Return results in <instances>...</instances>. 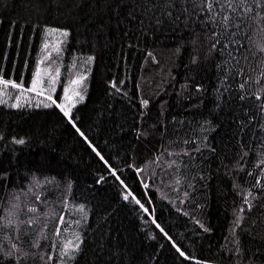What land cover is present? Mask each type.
<instances>
[{
  "label": "trees",
  "instance_id": "trees-1",
  "mask_svg": "<svg viewBox=\"0 0 264 264\" xmlns=\"http://www.w3.org/2000/svg\"><path fill=\"white\" fill-rule=\"evenodd\" d=\"M142 4L0 0V69L5 78L19 80L23 75L28 86L44 54V26L68 28L63 51L52 52L41 67H60L57 96L63 94L64 82L87 72L80 86L84 99L73 108L78 125L106 159L111 157L109 162L149 213L123 199L122 186L58 108L0 104V168L15 180L0 188V214L11 196L18 195L20 219L39 220L24 226L35 235L46 219L41 213L54 207L57 219L65 215L62 228H74L84 238L76 264H264V197L257 196L251 209L245 204L246 191L264 184V129L258 126L264 123V113L258 112L264 101V54L259 47L264 46V22L254 18L259 9L242 15L241 6L230 16L233 27L227 33L235 32L240 41L230 47L247 55L245 62L235 51L231 60L218 50L209 54L206 30L196 25L200 34L194 43L192 30L182 29L183 17L176 25L166 20L157 27L144 16ZM234 19L243 23L237 26ZM142 22L151 25L147 32ZM50 39H60L59 34ZM239 67L251 79L236 74ZM241 82L244 90L238 87ZM2 90L10 93L5 99L11 103L15 90ZM242 91L253 94L241 100ZM144 99L148 105H142ZM137 128L148 135L137 137ZM13 136L25 143L12 142ZM161 153L162 159L153 163ZM171 161L176 163L169 166ZM126 164L141 167V173ZM177 169L183 177L178 184L173 183ZM33 174L41 181V200L47 204L35 200V189L29 190ZM30 203L36 205L35 212L26 206ZM80 204L83 213L75 207ZM241 209L240 225L235 226ZM84 213L86 223L74 225ZM153 214L196 259L179 255L152 222ZM46 232L49 239L42 238L37 250L56 253L51 247L59 243L52 239L53 221ZM73 234L61 233L69 239ZM36 264L41 262L37 259Z\"/></svg>",
  "mask_w": 264,
  "mask_h": 264
},
{
  "label": "snow or ice",
  "instance_id": "snow-or-ice-1",
  "mask_svg": "<svg viewBox=\"0 0 264 264\" xmlns=\"http://www.w3.org/2000/svg\"><path fill=\"white\" fill-rule=\"evenodd\" d=\"M243 7L244 12L242 15L249 12H255L256 9H259V15L254 17L259 22H264V0H253L251 4L248 3V0H143L141 7L144 9V16L148 17L149 20L153 21L157 27H160L167 20L172 25L181 23L182 29L190 28L193 35V42L197 40L199 36V31L196 28V25L199 24L201 28L205 29L204 38L209 42V54L213 51H220L221 53L226 54L229 60L234 59L233 52L235 51L237 55L247 62V55L240 52L239 48L232 49L231 45H238L240 41H237L234 37L236 35L233 32L231 35H228L227 29L233 27V22L230 21V16L232 13L237 11L238 7ZM119 7V4H117ZM149 13H155L154 16L149 15ZM203 13V18H200V14ZM131 15V13H129ZM196 17V19H192ZM219 18V20H218ZM235 25L243 23L241 19H234ZM215 25V28H210L209 25ZM144 31H148L151 25L148 27L143 26ZM237 30H239L237 28ZM59 34L60 39L51 40L50 37ZM69 36V29L66 27H49L44 26L43 31V52L44 54L40 56L39 61L37 62L35 69L32 73L31 81L28 86H25L24 77L21 75L19 80L12 78H5L2 74L3 69H0V104H8L13 108H20L24 106H32L31 100L32 96L30 93L36 94L37 97L41 99L36 103V107H52L55 106L63 114L75 131L86 141L92 148L93 152L99 157V159L106 165V171L110 170L111 175L119 182L118 186H122L123 191L121 195L125 201L133 200L135 204L139 205V208L143 210L144 213H149V208L145 206L144 203L138 199L132 189L126 183V178H122V173L118 172L116 167H113L109 162L111 157L105 158L101 154L100 150L96 147L95 144L89 140L88 136L85 134V131L81 130V127L78 125V119L75 117L73 108L76 104L84 99L83 91L80 86L84 83L87 72L78 73L75 76L71 77L67 82L63 83V94L61 96L54 95L56 93V85L59 83L60 76V67L57 66L55 69L49 65L48 67H41V63L48 60L52 52L57 54L63 51V38ZM261 54H264V46H259ZM178 50V49H177ZM256 55V53H253ZM87 59L91 61L92 56H88ZM195 60V57L193 58ZM227 62V61H225ZM239 64L237 60L236 65ZM219 67V65H217ZM244 68L239 67L236 74L241 75L243 80L251 79L250 77H244ZM264 75V72H262ZM225 79L228 77L225 76ZM122 84L123 81H120ZM3 86H11L15 90V100L9 102L5 99L6 96L10 93L3 91ZM113 87H115V82H113ZM196 87L199 89L202 86L197 84ZM239 89L244 90L246 87L245 82H241L238 85ZM253 93L241 92L240 99H245L246 95H252ZM255 95L259 98L260 92L257 91ZM24 101V103H21ZM142 105H148L149 101L144 99L141 101ZM247 111V109H245ZM258 112L264 113V101L258 106ZM140 115L143 116L144 113L140 112ZM250 119H252L250 117ZM205 123H208L205 121ZM261 129H264V123L258 125ZM243 130V129H241ZM135 135L137 137L148 135L146 130H141L137 128L135 130ZM3 137V133H0V138ZM203 139H207L204 137ZM11 141L16 144L23 145L25 143L24 138H17L15 136L11 137ZM243 147V146H242ZM181 151H187L186 149H181ZM199 151V149H197ZM264 156V152L261 153ZM163 154L161 153L156 157V161L162 159ZM176 161H171V164H175ZM125 167L135 168L136 173H141V167H136L135 164L125 165ZM184 167H187L185 165ZM100 181L105 180L104 176H101ZM183 177L179 174V169H177L176 180L173 183L179 182ZM259 179V177L257 178ZM15 183V180L9 176V172L0 168V188L4 187L5 184ZM99 182V181H97ZM30 189H35L34 195L36 201H41V203L47 204L46 201L41 200V192L39 179L35 174L32 175V179L28 181ZM46 183V181H45ZM191 187V184H189ZM22 192L27 194V191L21 189ZM185 196L188 195L187 192L184 193ZM264 197V184L259 185V188L256 191L249 189L245 193V204L248 209H251L253 205V200L257 197ZM63 203V201H61ZM30 211H36V205L30 203L26 205ZM67 204H64V207H67ZM75 207L79 208L83 213L84 205H76ZM22 210V205L19 201L18 195H12L10 201L6 207L3 208L2 214H0V264H36L38 259L41 264H76L78 260V254L82 251L83 236L79 231H76L74 228L63 227L62 225L66 224L65 215L60 213L57 219V210L54 207L49 206L46 213H41L45 215L46 219L44 220L43 227L40 229V232L32 234V230L24 227L25 225H35L39 223V220L32 216H25V219H20V214ZM242 209L237 212L236 220L234 221L235 226L240 225ZM86 213L81 215L79 221H73V224L79 226L80 224L86 223ZM49 220L54 222V235L53 240H58V244H52L51 247L56 248V253L48 252L41 253L39 252L38 246L41 245V239H49L46 229L49 223ZM153 223H156L155 216L153 214ZM200 223L199 221H196ZM156 227L160 229L164 236L168 238L169 241H172L173 245L176 248V251L181 257H187L189 260L196 259L195 256H189L184 250L181 249L179 244H177L171 236L164 230L160 224L156 223ZM201 227H204L201 224ZM62 231H71L74 234L71 238H65L61 235ZM26 238H30L29 242L26 244ZM237 240L239 237L237 236ZM47 246V245H45ZM237 252L242 251L239 246L236 248ZM202 264H208L207 261L202 262Z\"/></svg>",
  "mask_w": 264,
  "mask_h": 264
},
{
  "label": "rangeland",
  "instance_id": "rangeland-1",
  "mask_svg": "<svg viewBox=\"0 0 264 264\" xmlns=\"http://www.w3.org/2000/svg\"><path fill=\"white\" fill-rule=\"evenodd\" d=\"M30 95L32 96V100H31V104H36L40 98L36 96V94L30 93ZM15 100V91H14V95L12 97V102ZM21 103H24V101H21Z\"/></svg>",
  "mask_w": 264,
  "mask_h": 264
}]
</instances>
